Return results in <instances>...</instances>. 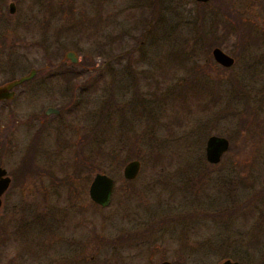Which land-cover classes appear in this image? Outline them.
<instances>
[{"label":"rangeland","instance_id":"obj_1","mask_svg":"<svg viewBox=\"0 0 264 264\" xmlns=\"http://www.w3.org/2000/svg\"><path fill=\"white\" fill-rule=\"evenodd\" d=\"M217 1L0 0V85L37 73L0 102V168L10 178L0 264L261 263L264 0H229L250 27L243 49L230 26L237 18ZM215 47L232 66L213 62ZM59 62L77 79L43 83ZM189 77L196 90L187 85L182 104ZM46 107L62 117L40 129L33 117ZM211 135L228 141L216 164L204 155ZM76 154L88 170L76 171ZM132 160L139 171L124 184ZM95 173L113 180L104 208L87 195ZM15 233L28 245L13 243Z\"/></svg>","mask_w":264,"mask_h":264},{"label":"water","instance_id":"obj_2","mask_svg":"<svg viewBox=\"0 0 264 264\" xmlns=\"http://www.w3.org/2000/svg\"><path fill=\"white\" fill-rule=\"evenodd\" d=\"M199 2H206L207 0H196ZM10 13L12 12V4L9 5ZM211 57L215 63L218 65L228 68L232 66L233 59L223 53L218 48H213L211 50ZM65 58L70 60L72 63L76 62L77 58L72 52H67ZM34 74V70H31L27 75L22 76L16 80L8 82L3 86H0V100L10 99L11 94L8 93L10 89L16 85L22 83L31 78ZM228 149V141L219 136H209L205 141L204 155L205 160L209 164H216L220 161L221 156ZM139 171V162L137 160H132L127 162L122 168V177L127 181L133 180ZM6 172L4 169L0 168V196L5 192L9 186V179L5 176ZM113 180L105 174L95 173L88 185L87 195L89 200L96 206L104 208L108 206L111 200L112 190H113ZM159 264H171L167 261H162ZM221 264H238L237 262H231L229 260L223 261Z\"/></svg>","mask_w":264,"mask_h":264},{"label":"flooded vegetation","instance_id":"obj_3","mask_svg":"<svg viewBox=\"0 0 264 264\" xmlns=\"http://www.w3.org/2000/svg\"><path fill=\"white\" fill-rule=\"evenodd\" d=\"M195 3H197L198 5H200V6H205V5H207L208 3H210V1H212V0H207L206 2H199V1H196V0H193ZM253 1H257V0H253ZM217 8H218V11H219V13L221 14V15H225V16H229V17H232V18H234V17H237V15H239V13L241 14V12H237L236 10H234V12H232V8L231 7H229L230 6V1L229 0H218L217 1ZM10 4H12L13 5V7L11 8V10H12V12L10 13V7H9V5ZM7 12H8V14L9 15H13L14 14V12H15V6H14V3L13 2H9L8 3V5H7ZM243 13V12H242ZM47 15H49V13L47 14ZM65 16V15H64ZM244 21V20H243ZM43 24H44V26H46V27H49V26H51V23H50V16H48L47 17V19L45 20V21H43ZM67 53V52H66ZM66 53H64V55H63V58L65 59V60H68V59H66L65 58V54ZM73 53V52H72ZM75 55V54H74ZM76 56V55H75ZM76 58H77V56H76ZM213 60V59H212ZM69 61V64H70V66H73L76 62H74V63H72L70 60H68ZM213 62H214V60H213ZM234 62V61H233ZM215 63V62H214ZM65 66V64L62 62V63H57L56 65H53V66H51L50 68H49V71H52V73H48V74H46L45 75V77H44V79H43V83H47V82H50V83H52V81L53 80H56V81H59V82H61L62 84H66V85H68V84H71V82L72 81H75L76 79H77V75H75V74H71L70 72H71V70H66L64 67H63V65ZM217 66H219V67H221V68H225V67H222V66H220V65H218L217 63H215ZM66 67V66H65ZM31 70H34V69H31ZM30 70V71H31ZM29 71V72H30ZM48 71V72H49ZM28 72V73H29ZM27 73V74H28ZM27 74H25V75H27ZM36 71L34 70V74L31 76V78L30 79H28V80H26V81H23L22 83H20V84H18V85H16L15 87H13L12 89H10L9 91H8V93H10L11 94V97H10V99H1L0 100V102H8V101H11L13 98H14V95H15V93H14V88H16V87H18V86H20V85H22V84H24V83H27V82H30L35 76H36ZM25 75H23V76H25ZM20 77H22V76H20ZM19 77V78H20ZM18 79V78H17ZM13 80H16V79H13ZM13 80H11V81H13ZM11 81H8V82H11ZM7 82V83H8ZM37 84L38 86H44V88H46L47 86L45 85V84ZM6 84V83H5ZM4 85V84H3ZM3 85H0V86H3ZM46 91H47V89H46ZM55 92V91H54ZM60 117H62V111L60 110V109H57V108H55V107H46V108H44L43 110H41L37 115H35L34 117H33V119L34 120H36L37 122H38V124H39V128L41 129V128H43V126L45 125V124H48L49 125V122L50 121H52L53 119H58V118H60ZM37 136H38V130L35 132V134H34V136L32 137V140H31V142L29 143V145H28V147L27 148H32L33 146H35V143L37 142ZM2 137H3V135H2ZM24 173H27L28 171H23ZM5 176L9 179V185H10V178L5 174ZM8 188H9V186H8ZM8 188L5 190V192L0 196V209H1V207H2V198H3V195L6 193V191L8 190ZM4 237V238H3ZM18 237L20 238V241L22 242V244L24 243V241H26L25 239H21L22 238V235L21 234H17V233H15V234H13L12 235V238L10 239L11 241H13V243H15V241L18 239ZM0 238H3V243H5V238H7V239H9L5 234H3V231H1L0 232ZM1 242H2V239H1ZM2 244V243H1ZM23 245H28V243H25V244H23ZM22 254L23 253H28V251L27 252H24V249L22 250V252H21ZM67 263H70L71 264V261H68Z\"/></svg>","mask_w":264,"mask_h":264},{"label":"trees","instance_id":"obj_4","mask_svg":"<svg viewBox=\"0 0 264 264\" xmlns=\"http://www.w3.org/2000/svg\"><path fill=\"white\" fill-rule=\"evenodd\" d=\"M226 17V19L228 20V21H232V19H236L237 20V22L236 21H234L233 20V27H232V25H230L231 26V28L232 29H235L236 28V30H238V32H239V34H240V36L238 37V43H239V45H237L239 48H242L243 49V43L241 44V42H242V40H240L241 38H243V37H245L246 36V38L245 39H248V38H250L249 37V35H248V33L249 32H247L248 31V29L250 28L249 27V25L246 23V24H243V23H241L240 22V20H239V18L238 17H234V18H232V17H229V16H225ZM247 20V19H246ZM245 20V21H246ZM200 21L202 22V19L200 18ZM221 27H222V31H221V34H220V37L222 38V37H224L225 38V36L228 34V33H230V29H229V27H227L226 26V23L225 22H223V23H221ZM200 35H204L205 33L203 32V26H202V24L200 23V25L198 26V31H197ZM242 33H245V35L244 34H242ZM217 37H211L208 41H206L205 42V46L206 47H208L209 46V44L210 43H213V41L216 39ZM215 46H217V47H220V45H215ZM208 54H209V52H208ZM194 75V74H193ZM196 78H194V77H189V79H186V81L183 83V88L181 89V91L178 93V96H180L181 98H180V101H181V103L183 104V99H184V97H183V95L184 94H181V93H183V91H185V88L187 87V85H191V87H192V91H194V89L196 90V83H194V80H195ZM235 86H237L238 87V85H237V83L235 84ZM194 95L192 96V98H197V99H200L201 97H200V94L199 93H193ZM241 127H244V126H242V125H240ZM76 157H77V161L75 162V168H76V171L77 172H79V171H81L82 170V172L83 171H86V170H88L87 169V163H89V162H86V159L84 160V159H82V158H79V154H76ZM90 167L92 166L91 164L89 165ZM88 166V167H89ZM123 182H124V184H129L131 181H127V180H125V179H123ZM260 264H264V258H263V260L261 261V263Z\"/></svg>","mask_w":264,"mask_h":264}]
</instances>
